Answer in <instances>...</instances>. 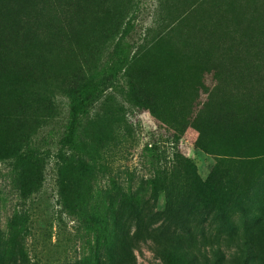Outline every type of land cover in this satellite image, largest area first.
I'll use <instances>...</instances> for the list:
<instances>
[{
  "label": "trees",
  "instance_id": "16d2710c",
  "mask_svg": "<svg viewBox=\"0 0 264 264\" xmlns=\"http://www.w3.org/2000/svg\"><path fill=\"white\" fill-rule=\"evenodd\" d=\"M181 1L171 16L157 0L156 27L135 45L134 0H0V161L10 162L21 199L8 222L12 234L0 241V264H51L28 256L24 204L43 180L48 154L37 136L59 114V98L67 114L56 152L57 196L64 214L93 229L94 244L90 254L62 264H136L133 250L148 241L161 261L153 264H264V0ZM86 31L102 60L76 45ZM75 49L85 62L78 68ZM146 62L150 73L139 69ZM117 95L162 117L176 151L155 168L145 199L119 189L115 200L109 190L110 214L92 215L72 183L84 180L94 161L96 137L84 134L83 121ZM104 115L92 123L99 133L117 120L109 110ZM240 126L260 139L229 154L234 148L217 132L235 129V137ZM188 129L195 146L217 159L205 178L178 148ZM160 196L163 207L154 209Z\"/></svg>",
  "mask_w": 264,
  "mask_h": 264
},
{
  "label": "rangeland",
  "instance_id": "374dc122",
  "mask_svg": "<svg viewBox=\"0 0 264 264\" xmlns=\"http://www.w3.org/2000/svg\"><path fill=\"white\" fill-rule=\"evenodd\" d=\"M134 1L136 8L132 14L134 19L130 38L135 45H138L142 42L145 33L149 32L148 29L156 27H154V21L158 17L156 15L157 0ZM180 2L182 3L181 0H168L166 4L165 0V7L169 9L171 16L179 12ZM200 15L199 13L195 15L194 25H199L196 20L200 18ZM92 22L89 18L87 24ZM90 36L91 34L86 31L84 35L76 38L75 43L86 53H91L93 61L97 62L99 59L96 58L100 56L102 60L105 53L101 49L99 54L91 50ZM75 50L77 51L75 66L78 68L79 64L83 65L85 62L79 56L82 50ZM87 59L88 56L85 60ZM146 63V66L139 69L150 73V68L153 70V66H150L151 62ZM181 63L179 62V65ZM161 78L160 81H163L165 74L161 75ZM210 80H212L211 74H206L205 84L209 85ZM203 97L202 94L201 99ZM58 105L59 114L39 131L38 136L36 135L43 157L47 156L46 154L48 157L44 159L45 167L40 189L24 204V208L30 215V230L28 231L30 233L25 240L28 256L32 260L42 259L51 264H62L81 254L88 255L94 249L93 229L87 228L82 220V225H79L76 219L75 222L74 218L64 214L57 196L56 152L65 124L67 100L59 98ZM99 105H95L89 118L83 121L84 134L96 137L93 140L94 161H91L86 168V178L84 180L73 178L72 183L77 188L79 187L87 208L86 212L102 216L110 214V206L107 202L109 190L115 200H117L119 189L126 193L134 192L145 199L148 182L153 177L155 168L163 165L168 159L170 160L176 150L175 144L171 143L169 131L162 117H153L147 110L135 107L121 95L107 102L104 107ZM104 110L111 111L113 115L116 114L114 118L117 120L110 124L104 122L99 133L98 128L95 129L92 123L94 120L105 119ZM237 130L235 137H230V132L236 131L235 129H223L217 132L226 139L223 142L225 145L234 148L229 154H243L242 148L255 145L261 136L259 131L248 126H240ZM194 136L195 133L188 129L178 142V148L181 154L190 159L197 175L205 178L217 159L214 155L196 147L193 142ZM79 152L85 155L84 151ZM82 170L84 167L78 168V172ZM19 204H21V199H19L12 166L10 162L0 161V241L6 240L12 234L9 233L8 222ZM163 204V197L160 196L154 209H161ZM151 246L149 241L138 243V247L133 250L136 264L161 262L156 258Z\"/></svg>",
  "mask_w": 264,
  "mask_h": 264
}]
</instances>
